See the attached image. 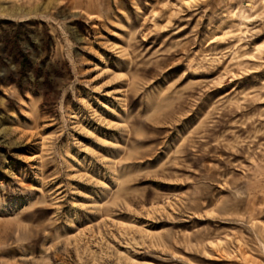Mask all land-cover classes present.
<instances>
[{
  "label": "rangeland",
  "instance_id": "obj_1",
  "mask_svg": "<svg viewBox=\"0 0 264 264\" xmlns=\"http://www.w3.org/2000/svg\"><path fill=\"white\" fill-rule=\"evenodd\" d=\"M0 264H264V0H0Z\"/></svg>",
  "mask_w": 264,
  "mask_h": 264
}]
</instances>
